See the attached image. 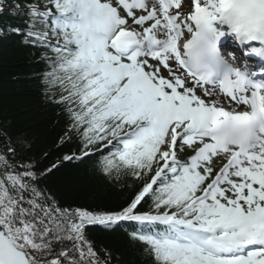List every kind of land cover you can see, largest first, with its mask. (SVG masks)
<instances>
[{"label":"snow or ice","instance_id":"obj_1","mask_svg":"<svg viewBox=\"0 0 264 264\" xmlns=\"http://www.w3.org/2000/svg\"><path fill=\"white\" fill-rule=\"evenodd\" d=\"M25 8V27L9 30L46 50V91L80 140V155L63 159L99 145L104 174L144 183L118 210L62 208L7 146L0 264H110L84 229L119 222H134L130 236L151 264H264V0H28ZM229 40L256 63H229L237 59L222 50ZM185 149L192 154L182 160ZM64 241L71 248L57 251Z\"/></svg>","mask_w":264,"mask_h":264},{"label":"trees","instance_id":"obj_2","mask_svg":"<svg viewBox=\"0 0 264 264\" xmlns=\"http://www.w3.org/2000/svg\"><path fill=\"white\" fill-rule=\"evenodd\" d=\"M27 2L0 3V153L7 146L13 148L15 162L32 165L30 170L39 176L37 185L62 208L118 210L131 201L144 181L126 173L119 177L104 174L99 160L107 152L97 151L99 145L82 159H63L73 153L80 155L81 144L69 131L67 114L49 98L43 83V73L49 70L42 56L46 50L26 43L23 35L9 30V26L25 27ZM47 169L52 170L46 172ZM141 210H148V203ZM134 226V222H119L112 227L86 225L84 232L95 249L111 254L110 264H151L143 245L130 236ZM55 247L57 251L71 248V242L57 243Z\"/></svg>","mask_w":264,"mask_h":264},{"label":"rangeland","instance_id":"obj_3","mask_svg":"<svg viewBox=\"0 0 264 264\" xmlns=\"http://www.w3.org/2000/svg\"><path fill=\"white\" fill-rule=\"evenodd\" d=\"M181 157H182L183 159H186L185 156H183V155H182ZM218 165H219V163L217 164V166H218Z\"/></svg>","mask_w":264,"mask_h":264}]
</instances>
